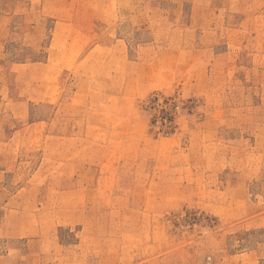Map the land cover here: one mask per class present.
<instances>
[{
	"label": "rangeland",
	"instance_id": "obj_1",
	"mask_svg": "<svg viewBox=\"0 0 264 264\" xmlns=\"http://www.w3.org/2000/svg\"><path fill=\"white\" fill-rule=\"evenodd\" d=\"M0 264H264V0H0Z\"/></svg>",
	"mask_w": 264,
	"mask_h": 264
}]
</instances>
